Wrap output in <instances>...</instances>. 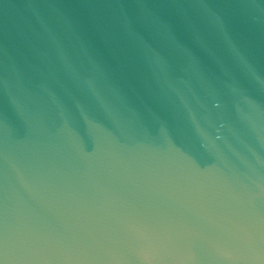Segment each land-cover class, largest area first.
I'll use <instances>...</instances> for the list:
<instances>
[{
	"label": "water",
	"instance_id": "water-1",
	"mask_svg": "<svg viewBox=\"0 0 264 264\" xmlns=\"http://www.w3.org/2000/svg\"><path fill=\"white\" fill-rule=\"evenodd\" d=\"M0 264H264V0H0Z\"/></svg>",
	"mask_w": 264,
	"mask_h": 264
}]
</instances>
